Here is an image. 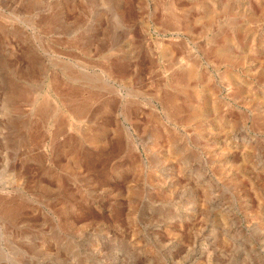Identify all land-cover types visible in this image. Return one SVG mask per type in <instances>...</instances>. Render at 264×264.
Instances as JSON below:
<instances>
[{
	"label": "rangeland",
	"instance_id": "374dc122",
	"mask_svg": "<svg viewBox=\"0 0 264 264\" xmlns=\"http://www.w3.org/2000/svg\"><path fill=\"white\" fill-rule=\"evenodd\" d=\"M188 1L203 25L192 34L165 29L162 5L152 0H123L141 18L114 33L106 51L112 61L139 64L146 78L138 95L118 87L124 103L144 110L148 127L136 137L147 150L130 163L124 146L101 136L93 178H76L51 147L10 141L12 122L32 106L25 100L14 112L4 92L24 49L49 71L60 61L49 47L83 56L80 41L97 24L114 25L116 0H0V197L13 216L8 231L0 218V264H264V0ZM159 43H189L185 59L202 80L190 83L211 91L194 97L174 89L165 79L179 68L159 59ZM146 46L152 66L141 61ZM158 87L162 95L176 91L182 106L170 138L165 124L149 122L151 100L162 110ZM41 126L43 136L48 124Z\"/></svg>",
	"mask_w": 264,
	"mask_h": 264
},
{
	"label": "bare ground",
	"instance_id": "6f19581e",
	"mask_svg": "<svg viewBox=\"0 0 264 264\" xmlns=\"http://www.w3.org/2000/svg\"><path fill=\"white\" fill-rule=\"evenodd\" d=\"M152 1L155 5H162L161 8L164 13L160 21L165 29L175 33L183 31V33L192 34L196 30L193 28H202V19L192 14L193 4L187 3L189 2L188 0ZM112 9L113 15L111 18H113L112 22H114V25L107 24L103 27L97 24L93 35L89 36L88 41H80L81 51H85L83 56L67 53L68 56L63 57L61 54V56L57 54L58 50L55 51L51 49L52 47H49L47 52L50 53L48 55H53V57L60 60L56 64L57 67L51 69V71L47 70L44 66L42 67V60L40 62L36 56H31L24 49L21 56L16 57L15 62L11 63L13 65L10 72L12 73V78L9 80L10 82L7 84L4 92L5 96H7V101H9L10 109L14 112L20 114L23 111L21 109L25 100H29L30 106H32V113L30 115L23 114L12 122L16 135L12 136L11 139V135L14 134L12 130L9 136L10 141L18 142L23 147H51L55 152V158L59 165H66L68 167L74 165V168H71V174L76 178H93L92 170L94 168L92 169L91 166L96 161L94 148L100 143L101 136H104L107 142L117 150L124 146L126 149L125 161L130 163L143 161L144 150H147L145 146L144 149L141 148V143L137 139L138 136L136 137V134H140V132L145 131L148 127L147 122L141 123V116L144 114V110L139 109L138 106H130L124 103L122 91L118 87L120 82V84H123L122 87L126 86L129 93L138 95L143 88L145 89L146 78L139 75L137 69L139 64L138 66H133L129 63L112 61L108 56L109 53H107L109 50L107 49L108 51H106L109 38L114 33L117 34L128 29L131 30L132 20H139L141 15L138 9L135 10L131 5L126 6L123 0H116ZM48 21L50 24L53 23L52 20L48 19ZM147 29H149V26ZM147 32L148 36H152L151 31L148 30ZM59 43L63 44L61 40ZM73 45L71 44L70 46H76V44ZM86 45H94L96 51L94 52L90 47L87 48ZM158 45L161 49L159 59L167 61L168 70L175 65L179 68V72H173V74L171 72V76L168 77L166 75L165 79L174 89L182 87L183 90L188 91L194 97H199L202 91H211L210 86L207 85L208 83L205 85L204 90L200 89L197 85L192 86L190 83L193 79L200 80V74L196 64L194 62L189 63L185 59V52L189 43L176 44L174 47L165 45L164 43H159ZM207 53H209L208 50ZM95 56H98V59L96 58L94 61L93 58ZM141 61L149 66L154 64L155 58L151 54L150 46L145 49ZM75 68L78 71H75ZM80 72H84V75ZM90 74H94L95 76L91 77L89 76ZM41 81L43 84L40 85ZM200 83H202V80H200ZM45 86H48V89L44 91ZM158 86L160 87L161 85ZM159 87L156 95L162 110H160L161 108L159 109L156 102L151 100V118L149 122L165 124L164 133L170 138L171 123L182 112V106L178 103L179 95H177L176 91L165 92L162 95ZM194 109L192 117L197 116L200 110L196 107ZM34 113L38 116V118L36 116V121H32L31 118ZM165 117L168 123L164 122ZM44 124H48V129L43 136H40V126ZM27 129H31V132H27L29 135L26 134L23 137L22 132ZM153 135L156 140L161 139L163 136L158 133ZM43 142L44 145L42 144ZM85 165L87 166L84 167ZM11 211L8 202L0 197V218L3 221V228L7 231L13 218Z\"/></svg>",
	"mask_w": 264,
	"mask_h": 264
}]
</instances>
